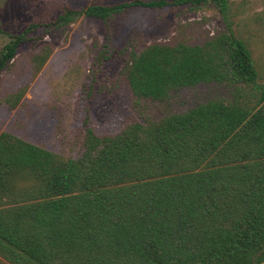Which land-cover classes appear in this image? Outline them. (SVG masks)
<instances>
[{"label":"trees","instance_id":"obj_1","mask_svg":"<svg viewBox=\"0 0 264 264\" xmlns=\"http://www.w3.org/2000/svg\"><path fill=\"white\" fill-rule=\"evenodd\" d=\"M208 1L223 0L172 4ZM167 5H92L67 10L53 25ZM38 27L9 35L0 73ZM53 52L44 45L33 58L36 73ZM256 74L246 43L228 34L201 45L155 43L133 49L123 69L139 106L229 83L255 92L254 106L214 100L158 119L138 110L141 119L113 134L88 128L78 159L0 134V264H264V87ZM24 94L14 96L12 108ZM18 174L39 189L4 206L8 181Z\"/></svg>","mask_w":264,"mask_h":264},{"label":"rangeland","instance_id":"obj_2","mask_svg":"<svg viewBox=\"0 0 264 264\" xmlns=\"http://www.w3.org/2000/svg\"><path fill=\"white\" fill-rule=\"evenodd\" d=\"M161 0H0V50L38 25L23 43L15 61L0 73V134L8 133L53 153L59 159H78L88 128L113 134L133 118L158 119L184 114L214 100L254 106L250 88L240 84L203 85L172 93L163 103L133 100L123 75L133 49L155 43L201 45L228 34L246 43L256 66V82L264 87V0H223L163 8L132 7L107 20L85 15L55 27L67 10L92 5L115 6ZM50 25V27H45ZM49 45L54 52L35 72L33 58ZM25 94L12 108L14 96ZM255 98V97H254ZM8 188V189H7ZM4 206H15L39 189L28 175L10 178Z\"/></svg>","mask_w":264,"mask_h":264}]
</instances>
